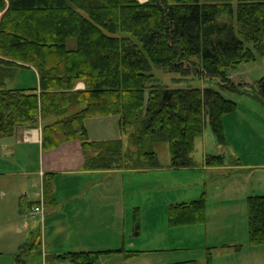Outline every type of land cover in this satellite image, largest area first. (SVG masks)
Listing matches in <instances>:
<instances>
[{
    "label": "trees",
    "instance_id": "obj_1",
    "mask_svg": "<svg viewBox=\"0 0 264 264\" xmlns=\"http://www.w3.org/2000/svg\"><path fill=\"white\" fill-rule=\"evenodd\" d=\"M257 56H264V0H0V138L55 116L61 118L44 125V144L79 139L87 167L158 168L155 147L167 141L170 167L192 168L206 122L225 145L224 116L237 104L213 87L170 88L154 66L226 82L233 69ZM24 65L38 70L40 91L6 88V79ZM79 82L85 89H76ZM221 88L264 99V77L250 91ZM108 115L119 116L126 149L121 139L89 140L86 119ZM224 162L210 155L206 161ZM247 211L249 242L264 246V196H249ZM206 212L205 197L173 205L170 222L204 223ZM30 245L34 251L41 243ZM100 254L56 258L99 264Z\"/></svg>",
    "mask_w": 264,
    "mask_h": 264
},
{
    "label": "crops",
    "instance_id": "obj_2",
    "mask_svg": "<svg viewBox=\"0 0 264 264\" xmlns=\"http://www.w3.org/2000/svg\"><path fill=\"white\" fill-rule=\"evenodd\" d=\"M23 74L32 79L21 89L40 91L38 70L24 65L18 68L15 77L21 78ZM76 89H85V84L79 82ZM81 107L83 108L80 106L72 109L70 113ZM60 118L49 117L41 120L35 127L21 125L13 135L0 138V201H16V208L12 206L10 211L0 210V231L10 233L12 230L22 235V231L34 228L31 231L34 237L25 236L24 240L22 237L17 238L14 250L18 252L30 251V243L37 239L41 244L44 242L48 246V235L51 233L86 235L82 242L77 244V250L71 252H102L101 264H108L111 258H114V261H122L125 251H119L124 249L134 252L132 249H135L136 244L132 240L133 234L143 230L144 215L142 213L141 216L140 213L143 208L134 202L131 192L132 178L151 169H164H143L142 165L135 169L115 165L110 168L87 167L86 155L79 139L64 141L57 147L48 148V142L44 144V125ZM85 126L90 141L110 142L121 139L125 149L129 147L128 138L120 128L119 116L88 118ZM206 166V170L213 172L220 169V166H210L207 163ZM168 168L179 171L191 170L194 167ZM2 176H5V179ZM15 176L20 178L15 179ZM42 191L44 202H41ZM34 205H40L43 210L35 213L32 211ZM204 223L207 233V216ZM231 229L233 233L228 238L222 236L212 244L208 242L205 254L201 253V249L189 248L187 250L193 252L192 256L162 263L196 261L198 264H209L210 259V264H264V246L250 244L248 229ZM90 236L91 238L87 239ZM22 241L27 242L23 244ZM137 249L141 254L147 252L141 248ZM55 253L54 256L50 255V261L46 255L45 264H72L58 260L56 256L61 254ZM23 264H29V261L26 260Z\"/></svg>",
    "mask_w": 264,
    "mask_h": 264
},
{
    "label": "rangeland",
    "instance_id": "obj_3",
    "mask_svg": "<svg viewBox=\"0 0 264 264\" xmlns=\"http://www.w3.org/2000/svg\"><path fill=\"white\" fill-rule=\"evenodd\" d=\"M153 73L162 84L170 88L213 87L227 99L234 101L237 108L224 116L225 145L219 143L209 121L206 122L203 135L196 140L193 153L195 165L191 170H170L169 142L157 143V158L160 168L164 170L151 169L134 176L131 181L134 202L144 210L140 212L141 216L142 213L144 215L143 230L133 234L132 238L136 244L135 249H132L135 254L125 252L122 261L111 258L108 264H167L162 262L192 256L193 252L187 250L189 248L201 249V253L205 254L206 244H212L222 236L228 238L233 233L231 228L243 227L247 231V198L253 195L264 196V99L259 100L249 94L221 88L233 85L240 90H253L258 80L264 77V56L239 64L230 72L226 82L203 76L185 78L156 66ZM31 79L32 77L28 79L27 74H23L21 78H7L6 88L21 89ZM209 155L223 156L225 162L218 172L206 170ZM2 177L5 179V176ZM203 197L206 199L207 233L205 223L171 224L170 210L173 205L190 203ZM12 206L16 208V201H0V210L10 211ZM33 230L32 227L30 231H22V235L12 230L10 233L0 231V264H23L26 260L29 264H45L46 255L50 261V255L54 256L55 252L63 255L76 251L77 244L86 237L51 233L48 235V246L42 242L33 252L14 250L17 238H32ZM90 238L91 236L87 237ZM22 242L24 244L27 241ZM137 248L147 252L141 254ZM175 249L178 251H174ZM98 262L101 264L100 260Z\"/></svg>",
    "mask_w": 264,
    "mask_h": 264
},
{
    "label": "built area",
    "instance_id": "obj_4",
    "mask_svg": "<svg viewBox=\"0 0 264 264\" xmlns=\"http://www.w3.org/2000/svg\"><path fill=\"white\" fill-rule=\"evenodd\" d=\"M42 195H41V202H44V197H43V195H44V192L42 191V193H41ZM43 210V208H41L40 207V205H34L33 206V208H32V211H34L35 213H38V212H40V211H42Z\"/></svg>",
    "mask_w": 264,
    "mask_h": 264
}]
</instances>
